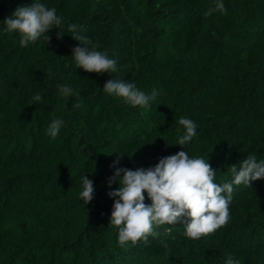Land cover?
Here are the masks:
<instances>
[{"label": "trees", "instance_id": "trees-1", "mask_svg": "<svg viewBox=\"0 0 264 264\" xmlns=\"http://www.w3.org/2000/svg\"><path fill=\"white\" fill-rule=\"evenodd\" d=\"M40 2L55 7L63 35L52 29L48 42L21 46L3 21L32 0H0V264H225L229 255L264 264V179L234 186L228 223L197 240L182 218L121 247L108 195L120 154L117 167L147 169L183 148L208 159L217 183L249 154L264 160V0H223L226 13L208 17L214 0ZM72 24L117 60V72L76 68ZM110 79L158 95L132 107L103 91ZM65 84L67 98L57 91ZM37 92L42 102L30 105ZM181 116L196 135L179 146ZM55 118L65 125L51 138ZM82 175L95 187L87 205Z\"/></svg>", "mask_w": 264, "mask_h": 264}, {"label": "clouds", "instance_id": "clouds-1", "mask_svg": "<svg viewBox=\"0 0 264 264\" xmlns=\"http://www.w3.org/2000/svg\"><path fill=\"white\" fill-rule=\"evenodd\" d=\"M226 11L223 0H214V5L204 15L225 14ZM3 25L5 31L19 35L21 46H28L41 38L48 42L50 38L46 33L52 29H57V38L63 35L58 31L63 21L56 14L55 7L49 8L40 0H32L30 6L18 7L3 21ZM67 31L73 33L72 38L78 42V46L72 50L76 68L97 74L118 71L117 60L110 58L105 51H98L99 44L79 34L76 24L69 25ZM57 91L64 98L74 94V90L67 84L60 85ZM103 91L139 108L149 107L150 101L158 95L155 90L148 95L138 89L134 82L122 79L108 80ZM41 102L42 95L37 92L29 104ZM74 107L79 108L81 105L77 103ZM178 124L185 131L176 145H185L196 135V124L184 116L178 119ZM64 125L63 119L55 118L48 125L46 134L55 138ZM181 149L175 155L160 158L154 167L147 169L117 167L123 154L118 155L110 166L116 170L109 178L108 186L111 187L114 182L118 184L115 191L108 193L110 198H115L110 223L118 229L117 239L121 247L129 243L135 245L139 241L147 243L149 237L158 238L161 233L157 228L161 225H174L181 222L182 218L186 237L197 240L213 234L230 219L229 207L233 201L234 186L244 184L249 187L250 181L264 179V160L258 161L255 154H249L239 163L229 166L231 180L217 183V172L212 169L207 158L190 157L187 151ZM80 179V198L83 205H87L94 198L95 187L86 175ZM145 194L150 201L148 204L145 203ZM165 231L170 233L171 227ZM161 243L167 248L166 242L161 240ZM225 264L240 262L229 255Z\"/></svg>", "mask_w": 264, "mask_h": 264}]
</instances>
